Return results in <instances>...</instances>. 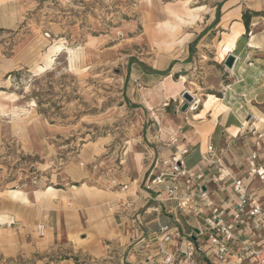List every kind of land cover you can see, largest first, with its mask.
I'll return each mask as SVG.
<instances>
[{"label":"rangeland","instance_id":"1","mask_svg":"<svg viewBox=\"0 0 264 264\" xmlns=\"http://www.w3.org/2000/svg\"><path fill=\"white\" fill-rule=\"evenodd\" d=\"M236 1L0 0V264H130L118 240H102V259L82 254L98 246L91 236L82 241L88 232L50 243L47 218L82 188L144 191L173 146L165 112L199 130L192 117L208 100L245 94L229 88L239 83L225 61L236 53L222 44L238 34L239 8L226 13ZM240 1L244 11L260 8ZM260 12L251 21L259 27ZM182 66L184 78H173L180 83L162 80L175 99L155 102L150 85ZM181 90L195 96L190 107L198 99L197 109L181 112ZM181 231L173 232L177 243ZM138 255L142 264H162Z\"/></svg>","mask_w":264,"mask_h":264},{"label":"crops","instance_id":"2","mask_svg":"<svg viewBox=\"0 0 264 264\" xmlns=\"http://www.w3.org/2000/svg\"><path fill=\"white\" fill-rule=\"evenodd\" d=\"M258 1L260 8L248 9L257 12L262 11L264 9L263 1ZM240 2L237 0L226 11L227 13L236 7L239 8V17L232 26V29L238 30V34L230 41L224 39L222 44L227 42L232 44L236 53V63L232 72H237L236 78L239 84L235 83L229 88H235L233 90L234 95L241 92L245 94L236 95L233 101L227 100L228 94L226 93L221 97V100L215 98L213 103H211L212 100H208L207 102L210 104L206 106V109L192 117L194 121L198 122L199 130L196 129L195 123L189 119L185 124H180L179 116L175 115L176 111L172 112L174 115L172 118L170 113L165 112L166 116H170L168 118L165 116V120L171 125L167 129L168 132L176 133L181 137L179 144L170 146L165 152V156L169 158L176 152V147L186 145L189 148V154L185 156L183 163L185 168L191 172L203 169L207 170V175H209L216 170L214 167L206 168L203 161L207 146L212 145L224 165L233 174L241 175L248 169L247 157L254 149V138L250 134H240L239 128L242 124L252 122L249 120L250 117L264 118L263 112L258 107L264 105V26L260 25L259 27L251 22L253 28L250 26V31L247 32L242 22L244 10H242ZM258 18L252 20H258ZM228 37L230 38V35ZM182 69H184L183 66L181 70L174 68L168 75L160 77L157 84L154 82L153 85H150L156 93L155 102L161 104L169 101L168 105H170L171 100L175 99L173 95H168L167 90L162 89V80L170 77L175 84L180 83V80L174 81L173 78H184L180 74ZM243 77L248 80L245 85H241L244 80H239ZM245 86L247 89L242 91L243 88H246ZM181 92L184 91L181 90L179 94ZM210 96L213 97V95ZM208 113L211 119L205 121ZM256 126L262 127L260 123H256ZM204 129H209L210 132L208 134L202 132ZM206 134L208 136L205 140ZM169 135L171 136V133ZM204 184L213 201L217 202V206H221L228 199V196L232 195L230 187H221L211 181H205ZM262 188L263 185L257 180L250 186V191L256 192ZM65 194L71 196L66 192ZM77 196L81 197V202H77ZM69 202L68 208L61 207L56 212L55 217L47 218V235L50 243L60 241L64 235L67 238L71 235H83L82 233L88 232L82 241L87 242L90 240L88 236H91L96 238L95 242L98 243V246L92 249L81 247L82 254L87 253L94 259H102L105 252L99 245L102 240L112 243L118 240L122 245L121 251H128L130 264H142L138 255L140 252L151 254L157 258L160 256L158 262L163 263L165 255L161 253V246H166L170 252L184 249L186 247L184 238L192 237L194 229H200L204 226L200 225L201 222L197 220V217H201L202 222H204L208 216V212L204 209L200 213L188 209L185 210L187 212L182 213L181 210L177 209L176 202L166 201L160 204L156 201H150L145 191H134L133 186L122 191H106L94 187L82 188L78 193H75L74 198ZM168 222L171 223V226H178L177 229L179 230L180 227L182 230L178 243L177 240L169 244L160 242L162 237L159 234V229ZM64 229L67 230L65 233ZM175 229L176 227H172L171 232L176 231ZM112 246L115 247V244ZM151 263L150 259L148 264Z\"/></svg>","mask_w":264,"mask_h":264},{"label":"built area","instance_id":"3","mask_svg":"<svg viewBox=\"0 0 264 264\" xmlns=\"http://www.w3.org/2000/svg\"><path fill=\"white\" fill-rule=\"evenodd\" d=\"M249 120L252 122L242 124L239 133L254 138V149L247 157L248 169L239 176L224 165L212 145L207 146L203 155L206 168L216 169L209 175L207 170L191 172L185 168L183 159L189 154L186 145L176 147L168 159L159 157L144 186L148 199L160 204L176 202L181 211L200 213L206 209L208 212L196 242L191 237L184 238L186 247L174 252L161 246V253L165 255L162 264H264V118L250 117ZM180 140L176 133L171 134L173 146ZM257 180L263 188L251 192L250 186ZM205 181L221 187L229 185L232 195L221 206L215 205L208 190H203ZM171 229L169 222L160 227L163 244L176 241L178 236Z\"/></svg>","mask_w":264,"mask_h":264},{"label":"water","instance_id":"4","mask_svg":"<svg viewBox=\"0 0 264 264\" xmlns=\"http://www.w3.org/2000/svg\"><path fill=\"white\" fill-rule=\"evenodd\" d=\"M236 63V56H234L233 54H230L226 61H225V66L227 67L228 70H232L235 66ZM182 98L184 100V103L181 106V112L182 113H186L189 108L190 105L194 102V97L189 93V92H184L182 94ZM203 190L206 191V187H203ZM200 234V230L199 229H194V234L191 237V239L196 242L197 241V235Z\"/></svg>","mask_w":264,"mask_h":264},{"label":"trees","instance_id":"5","mask_svg":"<svg viewBox=\"0 0 264 264\" xmlns=\"http://www.w3.org/2000/svg\"><path fill=\"white\" fill-rule=\"evenodd\" d=\"M261 12L246 10L242 13V22L245 26L247 32L250 31L251 21L253 18H257L261 16Z\"/></svg>","mask_w":264,"mask_h":264},{"label":"bare ground","instance_id":"6","mask_svg":"<svg viewBox=\"0 0 264 264\" xmlns=\"http://www.w3.org/2000/svg\"><path fill=\"white\" fill-rule=\"evenodd\" d=\"M201 9V8H200ZM172 29H174V28H172ZM174 32V31H173ZM54 50H56V51H59L60 50V47H58V46H55L54 47ZM76 56V55H75ZM74 56V57H75ZM51 65V64H50ZM192 96H193V94L191 93V92H189ZM194 98H195V96H193ZM198 99H196V102L192 105V108L191 109H189V111H192V110H194V109H197L198 108ZM49 190H52V188H50ZM15 193H18V191H14Z\"/></svg>","mask_w":264,"mask_h":264}]
</instances>
